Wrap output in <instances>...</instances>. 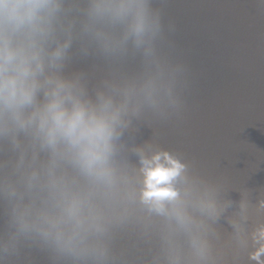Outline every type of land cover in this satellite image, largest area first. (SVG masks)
<instances>
[{
    "label": "water",
    "instance_id": "1",
    "mask_svg": "<svg viewBox=\"0 0 264 264\" xmlns=\"http://www.w3.org/2000/svg\"><path fill=\"white\" fill-rule=\"evenodd\" d=\"M90 2L62 0L56 35L70 31L72 43L53 71L79 78L93 100L99 91L127 97L114 183L54 160L24 132L19 147L0 137V264H264V254L252 259L260 247L253 234L264 226V0H147L156 24L147 53L131 40L105 50L86 28ZM95 28L117 39L123 32L118 24ZM141 150L149 158L166 151L185 165L176 187L202 254L189 233L141 203ZM65 194L88 196L100 217L103 230L90 235L87 252L63 250L17 222L19 204L57 214ZM205 198L218 214L201 211Z\"/></svg>",
    "mask_w": 264,
    "mask_h": 264
},
{
    "label": "clouds",
    "instance_id": "2",
    "mask_svg": "<svg viewBox=\"0 0 264 264\" xmlns=\"http://www.w3.org/2000/svg\"><path fill=\"white\" fill-rule=\"evenodd\" d=\"M61 9L62 0H0V137L19 147L18 135L24 132L50 150L54 160L69 159L93 182L111 186L114 142L120 135L128 99L117 102L99 91L93 100L79 78L68 79L53 71L63 66L72 43L70 31L64 40L56 35ZM88 16L86 28L93 30L105 50H115L131 40L136 47H145L146 53L151 51L156 24L150 18L147 0H91ZM100 23L121 25L122 35L113 38L95 28ZM146 87H151V81ZM140 161L141 203L189 233L193 249L202 254L204 243L193 232V217L176 187L185 165L166 151L149 158L141 150ZM23 162L21 153L20 164ZM35 176L33 172L29 177V187ZM57 183L54 177L50 181L53 188ZM56 207L59 212L52 214L46 208L19 204L16 219L20 229H36L63 250L87 252L90 235L103 230L89 197L65 194ZM198 207L209 215L218 214L211 199H201ZM253 239L260 247L252 259L259 261L264 254V226ZM170 259L175 262L179 256L170 255Z\"/></svg>",
    "mask_w": 264,
    "mask_h": 264
}]
</instances>
